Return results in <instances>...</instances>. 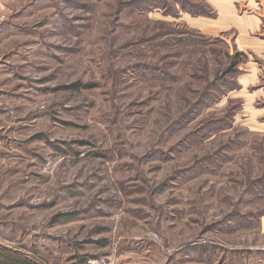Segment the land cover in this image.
<instances>
[{
	"label": "rangeland",
	"instance_id": "374dc122",
	"mask_svg": "<svg viewBox=\"0 0 264 264\" xmlns=\"http://www.w3.org/2000/svg\"><path fill=\"white\" fill-rule=\"evenodd\" d=\"M156 1L0 0V264H264L261 60Z\"/></svg>",
	"mask_w": 264,
	"mask_h": 264
},
{
	"label": "crops",
	"instance_id": "0c3cea01",
	"mask_svg": "<svg viewBox=\"0 0 264 264\" xmlns=\"http://www.w3.org/2000/svg\"><path fill=\"white\" fill-rule=\"evenodd\" d=\"M212 9L216 18L212 19V34L234 33L237 50L251 53L261 60V71L264 70V4L261 6L253 0H212ZM249 13L242 9L253 8ZM260 6V7H259ZM207 22V21H206ZM211 33L210 29L202 28ZM210 30V31H206Z\"/></svg>",
	"mask_w": 264,
	"mask_h": 264
},
{
	"label": "trees",
	"instance_id": "16d2710c",
	"mask_svg": "<svg viewBox=\"0 0 264 264\" xmlns=\"http://www.w3.org/2000/svg\"><path fill=\"white\" fill-rule=\"evenodd\" d=\"M198 1L203 4V0H198ZM193 2H194V0H180V1L172 0V2L169 3V0H157L155 5L153 6V8H156L157 6H159V7L162 6L166 10V12H169L170 9H173V4H177V5L181 4L180 5L181 12L189 13L194 17L207 15L208 10H206L207 6L205 5V3H204V5H202L200 3L195 5V4H193ZM142 6L150 8L152 5H149V2L143 1ZM178 13L179 12H177L176 14H173V15L178 16ZM213 16H215V15H213ZM235 57H237V61L233 62L231 69L227 73H229V72L231 73L233 71L236 72L235 69L242 63V61L239 60V58H241V57L243 58L244 54L238 52L235 55ZM229 59H232V57H230Z\"/></svg>",
	"mask_w": 264,
	"mask_h": 264
}]
</instances>
